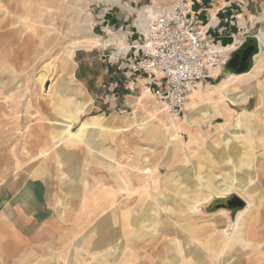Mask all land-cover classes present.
I'll return each instance as SVG.
<instances>
[{"label": "bare ground", "instance_id": "6f19581e", "mask_svg": "<svg viewBox=\"0 0 264 264\" xmlns=\"http://www.w3.org/2000/svg\"><path fill=\"white\" fill-rule=\"evenodd\" d=\"M66 1L45 0L43 3L46 8L45 11L55 9ZM158 1L151 0L154 5L153 8L144 7L137 11L138 19L136 23L140 31L145 29L149 18L154 12H160L169 7L163 6L169 5L165 0H161L164 1L162 2L163 5L161 4V6L157 7ZM119 2L120 0H111L113 4H118ZM34 5L32 0H0V126L12 124L15 128L14 134L17 135L20 129L18 126L21 122L20 112L24 108L28 120L47 122L46 133L40 132L42 125L38 124L37 129L30 126L26 127L25 132L20 134L19 138L15 137L16 139H12L13 134H2L0 136V149L2 151L8 148V150L0 152V170L12 173L14 183L20 180V175H28L31 180H42L43 184H45L44 180H46L52 187L54 179L63 173V167L66 166L68 172L74 175L73 178L77 184L76 187L71 188L73 190L72 193L79 195L80 201H84L86 194L90 190L81 175L91 164L99 167L105 163L107 168H115V162H112L115 160L116 152L109 146L107 147L112 135L107 123L102 119L81 122L77 134L71 133L72 123L78 121L90 109V102L79 88L70 89L68 88L69 85L67 87V85L62 83L71 81L69 76L74 70L73 54L76 50L90 49L100 44L104 47L115 46L119 51L125 50L127 47L124 38L114 33H111L105 42H102L99 37L90 34L92 26L89 25V16L81 17L80 11L73 4L66 5L63 8V13H68L70 16L68 34L72 33L78 38L72 40L70 36L68 38L67 34H65L62 38L66 41L62 42V38L59 37L60 31L57 33V27L53 23L50 24L51 21L47 11L44 18L49 20V23L45 24L49 28H45L44 36L36 34L38 38L35 42L32 28L35 29L38 22L32 17L30 10L33 9ZM38 17L40 16L38 15ZM43 22H45V19ZM24 35L26 36V42H14L16 36L22 37ZM256 38L258 42H264V34L261 31L257 32ZM16 45L17 51L14 50ZM19 46L21 47L19 48ZM29 47L33 48L31 63L34 68L26 72L27 69H31L29 65L25 66L27 57H29ZM263 52L254 57L253 68H261L260 62ZM25 72L26 76H24ZM34 72L36 73L32 74ZM216 74L217 71L213 72V76ZM244 76L245 74L231 75L222 79L215 86L208 83L200 85L190 96L187 103L188 106L186 105L181 119H171L160 109L164 117H166L163 119L159 117L160 115L157 114L158 108H154V106L149 111L150 119L153 122L150 125L146 123L138 124V130L143 133L151 145L146 149H141V158L135 162L136 166L142 167V171L138 173L140 176L134 177L137 188H140L141 192L137 209L142 210L147 204L149 189L159 190L156 198H158V195H162V199H155L154 201L157 202L156 205L162 211H171L167 204H180L181 211L191 215V221L185 224L167 219L165 222L167 227H177L179 232H188L195 238H198V234H202L201 236L205 238L202 242L199 239L181 242L178 237H173L170 242L176 254L175 264H189L192 261L194 264H264V232L261 233L260 238L256 231L254 232L255 226L250 222L253 219V210L250 203L247 202L245 209L237 214L233 232L230 233H227L225 229H217L215 225L223 217L225 218V211L220 210L214 216L205 217L196 210V206L206 202L211 195L222 196L228 194L234 185L238 187L248 186L256 179L258 173H260V184L264 187V140L262 143L257 140V129L259 126L254 123L253 119V116H258L260 113L239 114L230 107L245 104L253 93L249 85L245 88L237 87L238 84L244 81ZM138 82L140 100L147 102L149 100L147 98L152 99V94L145 85L147 80L140 79ZM47 83L48 87L45 90ZM236 91H239V93H236ZM187 107L188 111H186ZM217 119H221L222 122L212 127L213 121ZM177 120H179L178 123L175 122ZM181 124L186 126L192 134V138L188 142H183L180 137ZM202 126L207 128L206 132L201 129ZM35 130H38L39 133L36 136L33 133ZM210 134H214L215 137L213 140L206 142ZM98 138L102 140L101 143H99L100 140ZM81 145L85 146V157H79L74 153V149ZM261 146L262 149H260ZM204 147L206 148V153L200 156L199 150ZM90 148L93 149L92 152L89 151ZM90 155H93V158ZM191 156L196 158L194 162ZM152 158H154V162L151 166ZM118 160L120 163L123 160V155L120 154ZM178 162L182 165L179 173L180 178L188 186V189L183 187L180 190V179L176 181L167 178L166 180V178L161 179V177L156 176L159 167L170 166V164ZM209 163L213 167L204 170V164ZM119 168L123 169L122 166ZM214 169H219V172H215ZM224 169L225 171L223 172L222 170ZM237 172L241 174L237 176ZM121 173L124 174L126 188L130 189L129 174L123 170ZM11 188L15 189L12 196L13 202L20 206L18 211L12 209L13 206L7 200L8 196H5V199H1L0 208L2 207L3 212L10 217L16 218L18 214L19 220L24 225L27 224V221H31L33 229L39 228L42 224L37 223L38 218L41 212L45 213L46 210H39L38 208L28 210L27 206H31L34 200L31 194L28 193L30 190L27 189L26 185L15 187V184H13ZM175 191H179L178 197H174L173 193H170L171 195L168 197L164 196V192ZM51 192L49 193V200L50 197H53ZM159 192L161 193L159 194ZM123 196L125 200L111 209V217L107 215L108 208L104 207L98 216V221L92 228L93 230L81 235L79 232L82 231L84 226H81L79 219H71L72 216L66 212V204L61 202V197L57 194L54 202L57 206H62V211L57 215L59 221L54 226L47 223L46 225L61 230L58 241L65 250L67 244L73 240L74 236L78 237L80 235V241L73 243L78 248L82 244L87 243L86 239L89 234L91 235L93 232L101 233L100 238L106 239L108 246L113 245L116 247L115 252L105 256L106 264H123L127 246L125 237L139 234L140 229H143V226L140 227V225L144 223V221L138 220L133 222L132 210H129L127 206L129 199L125 195ZM258 197L255 212L256 220L258 219L264 226V193L262 192ZM9 201H12L11 198ZM24 206H26L28 211L24 210ZM124 207L126 210H122L120 213ZM149 211V208L145 209L144 213ZM30 214L33 215V219H24ZM49 215L52 216L51 213ZM2 216L5 217L4 214ZM89 217L86 218V224L92 223L94 220H90ZM208 217L213 219H205ZM110 224L113 225L111 230H109ZM158 225L159 220L155 218L154 220L150 219L146 227H151L152 232H156ZM109 238L112 239L109 240ZM186 246L189 252L187 257L184 258L181 248ZM13 254L16 255L15 252ZM72 256L70 254L67 257L64 252L58 253L57 259L53 263L68 262V259ZM4 258L6 257H3V260ZM13 259L14 256L12 261ZM23 262L24 260L21 264ZM77 262L78 257L74 264H79ZM53 263L40 259L32 264Z\"/></svg>", "mask_w": 264, "mask_h": 264}, {"label": "rangeland", "instance_id": "374dc122", "mask_svg": "<svg viewBox=\"0 0 264 264\" xmlns=\"http://www.w3.org/2000/svg\"><path fill=\"white\" fill-rule=\"evenodd\" d=\"M44 1L45 0H32V3H34L35 5L33 9H30L32 17L38 22L37 26H35V29L32 28V32H34L33 38L35 42L38 38L36 37V34L44 36L45 30L48 27L45 24L49 23V20L44 18L46 17L45 13H47V11L49 13V19L51 21L50 24L53 23L54 26L57 27V33L60 31L59 37L62 38L63 35L67 34L68 38L70 36L72 40H76L78 38L76 35L72 33L68 34V29L70 27V16L68 13H63V8L66 5L68 6L69 4H73V6L75 5L80 11L81 17L85 18L86 16H89V25L92 26L90 34L99 37L102 42H105L106 40H108L110 34L114 33L117 36H121L122 38H124V42L127 47L125 50L119 51L116 49L115 46L104 47L102 44H100L90 49L76 50L73 54V61L75 63V66L72 74L69 76V79L71 81H64L65 83H61L67 85V87L69 85L68 88L70 89L79 88L86 96V98H88L90 102V109L86 111L79 118L78 121L72 123L71 133L75 135L77 134L81 122H90L93 119H102L103 121H105L112 135V137H110L109 139L110 141L107 143V147L109 146L112 150L116 152V155L114 156L115 160L112 162H115V168H107L105 163H103L101 164L103 166L99 167L91 164L86 169V171L83 173V175H81V177H83L82 179H84V181L87 183V187L90 191L86 194V198L84 201H80L79 195H75L74 193H72L73 190H71V188L76 187L77 184L74 181V175L68 172L66 166L63 167V173L59 174V176L54 179L52 187H50V183L43 179L47 187V201L49 204L48 207H46L47 213H52V216L50 218H48L49 216H46V218H48V221L51 226H54L59 221L57 215L59 212L62 211V206H57L54 202V199L58 194V196L61 197V202L63 204H66V212H68L72 216L71 219H79L81 222V226H84L82 228V231L79 232L81 235H83V233H88L93 230L92 228L98 221V216L101 214V211L104 209V207L108 208L107 215L111 217V209L115 208L118 204L123 202L125 200L123 195H125L129 199L127 206L129 210H132L133 222H136V220H138L144 221V223L143 225H140V227L143 226V229H140L139 234H132L125 237V242H127V246L126 251L124 253L125 258L123 264H141V262L142 264H161L162 262L163 264H175L176 254L174 247L170 242L173 237H178L181 242L191 241V239H199L202 242V240L204 241L205 238L201 236L202 234H198V238H195L190 233L188 234V232H179V230H177V227H167V225L165 224L167 219H170L173 222H178L180 224H185L191 221V215L187 212H182L181 208L179 207L181 206L180 204L169 203L170 205H173L170 206L167 204V206L171 208V211H162V209L156 205L157 202L154 201L155 199H162V195H158V198H156V194L159 190L157 191L149 189L147 193V204L142 208V210L137 209V204L140 200L139 198L141 192L140 188H137V183L134 179L135 176H140L138 175V173L142 171V167L136 166L135 163L136 160H140L141 158V149H146L148 146L151 145L146 140L143 133L138 130V124L146 123L147 125H150L153 122V120L150 119L151 116L149 115V111L152 110L154 106V108H158L157 114L160 115L159 117L163 119L166 118L160 111V108L155 104L154 98H152V96V99L147 98L149 99L147 102L140 100L141 96L138 81L143 78L131 76L129 65L127 62L128 55L132 52L133 46H135V42L139 39L138 34L142 32L137 28V26L134 25V21L138 19L136 15L137 11L144 7L153 8L154 5L151 0H120L118 4L111 3V0H67L65 3H62L59 7L57 6V8L55 9L45 11L46 8L43 4ZM165 1L169 5H163L162 2L164 1L159 0L157 7L161 6V4L163 6L170 7L172 6V3L175 0ZM252 4L254 13L253 15L248 16L250 17V19L248 23H246L247 26L245 25V21L247 22L248 20L247 16H244L240 13L238 14L240 16V19L242 18L240 26H243L241 30H239L235 25L233 30H227L226 28V30L221 31V33L217 35L219 37V35H223L228 32V36H231L232 42H229L228 45L223 44L224 46L220 47L221 49H225L228 52V57L230 56L231 52L235 50V48H237L238 46V44H236L237 38H241V41L243 42L246 36L256 35L259 29L264 30V0H253ZM46 5L49 6V4L47 3ZM128 10H132L133 12L128 13ZM38 15L42 18L38 17ZM119 17H122V19H118ZM44 19L45 22H43ZM203 25H206L207 34L210 36L211 39L215 41H221L220 38H215V36L209 32L210 25H208L207 23H203ZM259 31L264 34L262 30ZM232 35H235V38ZM65 41L66 40L62 38V42ZM14 42H26V36H16ZM16 47L17 45L14 46L15 51H17ZM20 47L21 46H19V48ZM28 52L29 57H27L25 66L29 65V68L31 69H27L26 72L34 68V66L32 67L31 63L33 48L29 47ZM260 64L261 68L254 67L251 73L248 72L246 73L247 75L245 74L244 81L237 85V87L240 86L238 88H245L249 85V87H251L253 91L252 95L247 99L245 104H241L237 107H230L234 109L236 113L239 114L245 113L249 115L256 112L260 113V115L258 116H253V119L255 121L254 123L259 126V128L257 129V140L262 143V141L264 140V52ZM224 69L225 67H223L219 71V73L214 75L211 79L206 80L205 84L208 83L212 86H215L222 79H225V77H223ZM26 72L24 73V76H26ZM35 73L36 72L32 74ZM31 84L33 83L31 82ZM47 87L48 83L45 86V90H47ZM236 93H239V91H236ZM22 110L24 111V113ZM188 110L189 109L187 107L186 111ZM181 118L182 117H180V119ZM20 121V127L18 126V128H20L18 132L19 134H14L15 128L11 124L9 126H0V136L2 134H13L12 139H14L15 137L19 138L20 134H23L25 132L26 127L30 126L31 128H36L38 124L42 125V130L40 129V132L43 131V133H46L45 127L47 125V122L44 121L43 123L30 119L28 120L24 108H22L20 112ZM22 121H24V123H22ZM178 121L179 120L175 122L178 123ZM221 122V119L213 121L212 127L216 126L218 123ZM180 126H182V124ZM201 129L204 132L207 131V128L204 126H202ZM33 133L35 136L39 134L38 130H35ZM185 136L186 139L184 138ZM180 137L183 142H188V140L192 138V134L186 128V126L181 127ZM214 137V134H210L206 139V142L213 140ZM99 140V143H101L102 140ZM121 143H123L124 145ZM260 149H262V146L260 147ZM4 150L7 151L8 148H5ZM2 151L0 149V152ZM89 151L92 152L93 149L90 148ZM74 153L79 157H85V146L81 145L75 148ZM93 153L95 154V152ZM205 153V147L199 150L200 156ZM120 154L123 155L124 162H122L123 160H121V162L119 163L118 157L120 156ZM90 156L92 157L93 155ZM191 158L193 162L196 159L194 156H191ZM153 162L154 158L151 159V166L153 165ZM209 164H204V170H208L213 167L212 164ZM120 166L123 167V171H126L129 174L128 179L131 183L130 189L126 188V184L124 183L125 178L123 177L124 174L121 173L122 170L119 168ZM181 166L182 165L179 162L175 164H170V166H161L159 167L156 176L161 177V179L166 178V180L167 178L176 181L180 179V190L183 187H187L188 189V186H186L185 182L181 180L179 175L182 169ZM218 170L214 169L215 172H219ZM222 171L224 172L225 169ZM226 171H228V169H226ZM240 174V172H237L236 175L239 176ZM9 175H12V173L10 174L0 170V183H2L4 178H6L7 176L10 177ZM256 176V179L253 180L250 184H248V186H232L231 192L235 193L243 201H245L246 203H250V205L252 206L253 219L250 222L252 223V225L255 226L254 232L256 231L257 235L260 238L261 233L264 232V226H262V222H259L258 219L256 220L255 212L259 199L258 196H260L262 192L264 193V187L262 184H260V173H258ZM2 186L3 184L0 185V190L1 188L3 189ZM50 192L53 197H50L49 200ZM160 193L161 192H159V194ZM170 193H173L174 197H178L179 195V191H175L166 193L164 192V196L166 195L168 197L171 195ZM213 196L215 195H211L206 202H208L209 200L211 201L214 198ZM1 204L2 201L0 199V206ZM202 204H204V202L200 203L199 205H206ZM148 208L150 209V211L144 213L145 209ZM124 210H126V208H124ZM215 214L216 213L204 216H214ZM1 215L2 213L0 211V264H21L23 260V264H32L40 259L51 261L53 263L55 262V259H57L56 256L58 255V253L62 252H64L67 257L70 254L73 256L68 259V262L61 261L59 264H74L77 257L79 264H106V261L104 260L105 256L109 253L115 252L114 250L116 249V247L113 245L108 246L106 244V239L100 238L102 235L101 233L93 232L91 233V235L89 234L88 238L86 239L87 243L82 244V246L78 248L73 243H77L78 241H80V235L78 237L74 236L73 240L70 241L66 246V250L69 251H66L60 246V242L58 241L60 237L59 233L61 232V230H57L56 228L49 226H44L42 228V230L48 232L47 234H42V237L37 236L36 239L32 241L33 243L31 242V245L29 244L28 247H26L24 246L25 243L22 244V240L20 239V237H18L19 235H21L20 227H11L7 224V219H5ZM88 217L90 220H94L92 223L89 222L88 224H86V218ZM155 218H158L159 220V227L156 232H152L151 227H146V225H148L150 219L154 220ZM211 218L212 217H208L205 219ZM215 225L217 229L226 230L228 227L227 217H223V219ZM234 225L231 232H233ZM111 227H113V225L110 224L109 230H111ZM18 233L20 234L18 235ZM112 238H109V240ZM186 248L187 246L181 248L183 250L182 255L184 256V258L187 257L189 252ZM14 252L16 255L13 254ZM13 256L14 259L12 261ZM3 257L6 258H4L3 260ZM189 264L194 263L192 261Z\"/></svg>", "mask_w": 264, "mask_h": 264}, {"label": "built area", "instance_id": "2783aa9c", "mask_svg": "<svg viewBox=\"0 0 264 264\" xmlns=\"http://www.w3.org/2000/svg\"><path fill=\"white\" fill-rule=\"evenodd\" d=\"M187 0L154 12L128 55L130 75L146 79L155 104L180 118L190 96L225 66L228 52L207 34Z\"/></svg>", "mask_w": 264, "mask_h": 264}, {"label": "crops", "instance_id": "0c3cea01", "mask_svg": "<svg viewBox=\"0 0 264 264\" xmlns=\"http://www.w3.org/2000/svg\"><path fill=\"white\" fill-rule=\"evenodd\" d=\"M187 1L191 4L192 10L198 14L201 22L204 24L207 23L208 25H210V31L209 32L212 33L215 36V38L216 37L220 38L221 46L228 45L229 42H232L231 41L232 38L230 35L228 36V32H226L223 35L221 34L223 36V38L221 35H219V37L217 35L220 34L221 31L226 30V28H227V30H233L235 25L239 30H241L243 28V26H240L241 25L240 23L242 22V18L240 19V16L238 14L241 13L244 16H247L248 20H247V22L245 21V25L247 26L246 23H248V21L250 19V17H248V16L253 15V13H254L253 4H252L253 0H187ZM125 6H128V5H125ZM125 6H124V8H125ZM171 7L172 6H170L168 9L163 10V11H167ZM131 9H133V8H131ZM127 12L131 13L133 11L128 10ZM120 18L122 19V17H119L118 19H120ZM134 25L137 26L136 20L134 21ZM259 30H262L264 32L263 29H259ZM128 31H130V30H128ZM232 36L235 38V35H232ZM255 36L257 37V33ZM236 42H237L236 44L240 45L242 42L241 38H237ZM259 46H260V52L259 53H261L264 51V42H259ZM252 70H253V68L251 69V71ZM251 71H250V73H251ZM205 82L206 81L202 82L201 85L205 84ZM184 138L186 139V136ZM9 176L10 177H6L7 179H4L2 181V183H0V185L3 184V186H2L3 189L1 188V190H0V199H5L6 198L5 196H8L7 200L9 203H11V206H13L12 209L13 210L16 209V211H18L20 206H19V204H16L13 202L12 194L14 193L15 189H12L11 185L15 184V187H18L20 185H23V186L26 185L27 189L30 190V191H28V193L31 194V197L34 200L33 204L31 205L32 207L30 205L27 206L28 210H31L32 208H38L39 210H41V209L46 210L45 213L41 212V215L38 218L37 223H40V225L41 224L42 225L39 228L33 229V227H32L33 225L31 224V221H27V224L24 225L23 223H21L22 221L19 220L17 212H16V214H17L16 218H13V217H10L9 215L5 214L2 210V207H1L0 211L2 214L4 213V216L6 217V218L5 217L4 218L7 219V221H6L7 224L10 226L13 225L12 227H14V228L20 227L21 235H19L20 233H18V235H19L18 237H20L21 240L23 239L22 244L25 243L24 246L27 247L33 240L36 239L37 236H41L42 234L48 233L45 230H42V228L44 226H48V225H46V223L50 224L48 221V218L51 217L49 215L50 213H47V209H46V207H48V205H49L47 202V199H46L47 187L45 184L42 183V180H40V179L31 180V178L28 175L27 176L20 175L21 178L16 183H14V181H13V177H12L13 174L9 175ZM23 181H25V182H23ZM10 198L12 201H9ZM23 208H24V210H26V206H24ZM28 210H26V211H28ZM122 210H124V209H121L120 213L122 212ZM46 216H49V217L46 218ZM26 217L27 218H24L26 220L34 218L32 214H30Z\"/></svg>", "mask_w": 264, "mask_h": 264}, {"label": "water", "instance_id": "95a60500", "mask_svg": "<svg viewBox=\"0 0 264 264\" xmlns=\"http://www.w3.org/2000/svg\"><path fill=\"white\" fill-rule=\"evenodd\" d=\"M260 52L259 42L255 35L246 36L240 45L230 54L223 70V77L227 78L231 75L246 74L251 71L254 66V57ZM214 198L208 202H204L205 206H196V210L203 215H212L220 210L226 212L228 219L227 233L232 231L235 219L238 213L246 207V202L238 197L235 193L230 192L222 196H213Z\"/></svg>", "mask_w": 264, "mask_h": 264}]
</instances>
